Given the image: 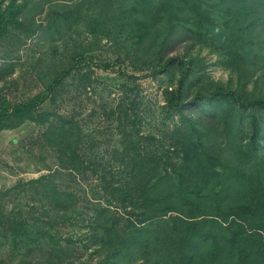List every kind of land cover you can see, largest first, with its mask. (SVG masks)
<instances>
[{"label":"rangeland","instance_id":"1","mask_svg":"<svg viewBox=\"0 0 264 264\" xmlns=\"http://www.w3.org/2000/svg\"><path fill=\"white\" fill-rule=\"evenodd\" d=\"M78 1L27 0L22 23L0 38V96L9 103L32 98L67 71L31 115L8 118L0 128V264L120 262L91 232L98 205L113 209L120 221L126 215L110 193L128 172L116 153L123 148V130H131L132 152L164 151L180 124L167 102V89L178 73L137 58L134 54L140 53L128 41L105 34L118 27L109 9L96 19L93 9H77ZM186 48L197 60L190 91L235 87L240 77L247 79L248 90L264 93V58L238 63L209 42L181 43L165 57L182 55ZM120 106L127 116L119 114ZM247 111L262 126L264 148V109ZM55 126L68 132L63 154L46 136ZM70 148L78 157L75 164L68 161ZM20 223L29 229L27 235L16 232ZM165 256L160 264H175L173 252ZM138 258L131 261L138 263Z\"/></svg>","mask_w":264,"mask_h":264},{"label":"trees","instance_id":"2","mask_svg":"<svg viewBox=\"0 0 264 264\" xmlns=\"http://www.w3.org/2000/svg\"><path fill=\"white\" fill-rule=\"evenodd\" d=\"M26 2L0 0V38L11 25L22 23ZM81 7L93 9L96 19L109 9L119 28L113 26L106 35L128 41L140 53L134 55L154 67L178 73L167 89L168 105L180 118L169 146L132 152L131 130H123V148L116 153L128 172L110 193L126 215L120 221L113 209L98 205L92 221L93 237L122 261L106 258L107 263L160 264L173 252L175 264H264L262 126L247 111L264 109V93L248 90L247 79L240 77L235 87L218 84L190 91L195 56L186 48L182 55L165 57L181 43L209 42L238 63L263 59L264 0H79L76 8ZM66 74L57 73L26 101L9 103L0 96V128L8 118L31 115ZM118 112L127 116L125 107ZM46 136L63 154L69 141L64 127H52ZM68 161L78 162L72 148ZM16 232L30 231L20 223Z\"/></svg>","mask_w":264,"mask_h":264}]
</instances>
